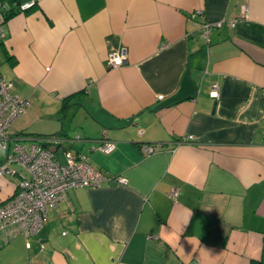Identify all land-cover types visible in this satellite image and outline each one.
Returning a JSON list of instances; mask_svg holds the SVG:
<instances>
[{"label": "crops", "instance_id": "1", "mask_svg": "<svg viewBox=\"0 0 264 264\" xmlns=\"http://www.w3.org/2000/svg\"><path fill=\"white\" fill-rule=\"evenodd\" d=\"M204 21H223L208 41ZM120 47L125 63L109 66ZM0 76L30 101L10 135L57 137L60 162L86 156L107 178L0 244V264L264 257V0H39L4 20ZM17 182L0 176V203Z\"/></svg>", "mask_w": 264, "mask_h": 264}, {"label": "built area", "instance_id": "2", "mask_svg": "<svg viewBox=\"0 0 264 264\" xmlns=\"http://www.w3.org/2000/svg\"><path fill=\"white\" fill-rule=\"evenodd\" d=\"M37 1L39 0L21 3L19 9L26 10ZM6 7V3L0 2V37H3L2 9ZM246 11L244 7L241 18L246 17ZM236 21L230 19L228 23L234 26ZM222 23L223 21L202 23L206 41L211 29L220 27ZM106 59L109 66H120L127 59L126 49L120 47L110 50ZM210 93L216 96V84L212 86ZM29 104L27 98L15 91L11 81L0 76V176L18 177L14 193L0 203V244H5L18 234L24 235L26 239L35 235L45 221L48 208H56L66 191L77 187L100 186L107 179L89 163L86 156L66 151L64 162H60L57 154L46 146L56 143L57 138L10 135L12 123L26 113ZM160 147L161 145L143 144L141 151L150 154ZM97 148L105 154L111 153L115 148V142L107 138L105 129ZM115 180L125 182L121 177ZM170 195L175 197L177 192L173 190ZM65 233L64 231L63 234Z\"/></svg>", "mask_w": 264, "mask_h": 264}, {"label": "trees", "instance_id": "3", "mask_svg": "<svg viewBox=\"0 0 264 264\" xmlns=\"http://www.w3.org/2000/svg\"><path fill=\"white\" fill-rule=\"evenodd\" d=\"M15 1L16 0H0V2H2V3L4 2L7 4V7L5 9H2L4 20L9 18L11 15H13L16 12V9H19V5H14ZM36 137H38V136H36ZM52 137H54V136H52ZM54 138H57V137H54ZM49 145H52V143H49L46 146L49 147ZM249 264H264V257H262V259H260V260H251Z\"/></svg>", "mask_w": 264, "mask_h": 264}, {"label": "rangeland", "instance_id": "4", "mask_svg": "<svg viewBox=\"0 0 264 264\" xmlns=\"http://www.w3.org/2000/svg\"><path fill=\"white\" fill-rule=\"evenodd\" d=\"M60 160L62 161L63 159L61 158Z\"/></svg>", "mask_w": 264, "mask_h": 264}]
</instances>
